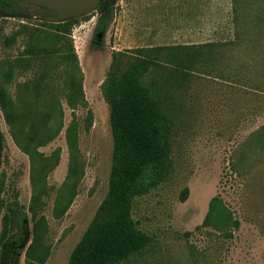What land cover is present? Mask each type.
Instances as JSON below:
<instances>
[{
    "label": "rangeland",
    "instance_id": "1",
    "mask_svg": "<svg viewBox=\"0 0 264 264\" xmlns=\"http://www.w3.org/2000/svg\"><path fill=\"white\" fill-rule=\"evenodd\" d=\"M6 1L27 16L0 18V264H68L108 193L112 55L171 46L203 54L180 85L168 64L143 76L172 122L171 167L132 203L149 245L118 264H264V28L241 18L253 6L117 0L93 49L96 12L53 24ZM8 206L28 215L22 252L4 232Z\"/></svg>",
    "mask_w": 264,
    "mask_h": 264
},
{
    "label": "trees",
    "instance_id": "2",
    "mask_svg": "<svg viewBox=\"0 0 264 264\" xmlns=\"http://www.w3.org/2000/svg\"><path fill=\"white\" fill-rule=\"evenodd\" d=\"M234 1L238 5L246 6L248 3L253 6L254 14L243 13L241 18L250 19L256 28H264V0ZM116 3L117 0H101L93 29V49L104 47L115 19ZM0 11L27 16L25 10L9 1L0 4ZM192 49L189 46H171L135 50L130 55L113 53L103 90L110 107L114 145L108 193L72 251L68 264H118L149 245L150 237L138 228L131 216L132 203L136 197L157 187L169 173L172 122L164 112L159 92L151 90L142 79L150 69L160 71L163 65L168 64L172 69L167 79L171 81L179 77V85L182 84L196 69L199 56L203 54L201 47ZM78 172V166L70 169L73 177ZM27 217L25 211L7 207L4 232L16 252H22Z\"/></svg>",
    "mask_w": 264,
    "mask_h": 264
},
{
    "label": "water",
    "instance_id": "3",
    "mask_svg": "<svg viewBox=\"0 0 264 264\" xmlns=\"http://www.w3.org/2000/svg\"><path fill=\"white\" fill-rule=\"evenodd\" d=\"M54 12L55 16L45 18L46 22L61 24L83 18L97 11L101 0H18ZM5 18L23 19L25 15H11L0 11Z\"/></svg>",
    "mask_w": 264,
    "mask_h": 264
}]
</instances>
